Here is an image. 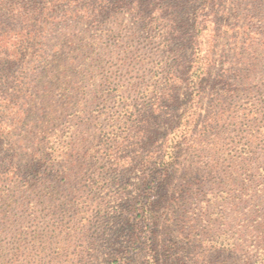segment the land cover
I'll use <instances>...</instances> for the list:
<instances>
[{"label":"rangeland","instance_id":"1","mask_svg":"<svg viewBox=\"0 0 264 264\" xmlns=\"http://www.w3.org/2000/svg\"><path fill=\"white\" fill-rule=\"evenodd\" d=\"M251 3L253 0L222 1L224 36L217 44L213 78L204 83L199 98L186 85L178 89L179 105L167 110L169 122L158 134L150 126L144 130L149 131L155 146H142L136 138L120 152L126 161H135L124 168L119 183L106 173L112 165L103 158L96 161L94 155L102 146L104 129L113 123L111 113L124 115L119 91L134 104L144 99L150 103L148 90H134L129 85L144 73L139 70V57L148 60L147 67L140 69H148L155 60L157 44L142 30L122 32L119 40L110 36L95 50L84 49L90 56L85 83L88 95L80 96L73 107L56 91L48 103L55 108L57 121L44 132L39 128V112L26 124L15 123L10 113L13 104L0 100V176L4 183L0 188V264H111L114 251L129 246L131 223L126 201L120 200L124 191L144 205L149 201L156 205L158 225L153 242L158 244L159 264H264V66L258 64L251 75L247 65L236 73L230 71L234 65H224L220 56L235 44L236 38L225 33L228 28L240 22L247 28V5ZM262 16L264 19V13ZM115 28L118 31L120 23ZM221 74L226 80H221ZM123 84L130 88L123 89ZM198 100L202 114L192 127L190 141L179 147L165 189L159 190L153 183L158 167L151 171L149 152L159 150L180 115ZM37 104L40 108L43 103L39 100ZM118 127L115 130L120 133L125 130ZM31 131L39 139L50 132L54 138L60 136L66 150H73L72 162H80L79 167L72 165L66 186L52 177L51 167H40L44 176L35 192L33 210L29 209L32 199H28L33 195L20 197L18 190L22 182L36 185L39 165L25 149H19L13 161L9 156L13 147L29 146L32 155L37 151L39 139L27 138ZM67 162L70 157L65 159L66 166ZM12 163L25 173L14 177ZM102 171L105 176L99 181ZM47 185L50 189L45 198ZM131 253L134 264L145 261L144 253Z\"/></svg>","mask_w":264,"mask_h":264},{"label":"trees","instance_id":"2","mask_svg":"<svg viewBox=\"0 0 264 264\" xmlns=\"http://www.w3.org/2000/svg\"><path fill=\"white\" fill-rule=\"evenodd\" d=\"M222 1L0 0V100L13 104L10 113L15 123L26 124L36 111L39 112V128L44 132L57 121L55 108L48 103L54 99L56 91H59L60 98L65 99L67 105L73 104V107L80 96L88 95L85 83L89 76L86 68L89 66L90 56H87L88 51L84 49L95 50L103 46L102 41L110 36L119 40L122 32L135 34L137 28L138 31L142 30L156 41H153V44H157L156 55H153L155 60L148 69H140L147 67L145 62L148 60L139 57V70L144 73L129 85L134 86V90L138 87L143 92L148 90L150 103L144 99L134 104L119 91L123 100L120 107L124 109V115L111 113L109 119L113 123L107 130L104 129L102 146L94 155L96 161L103 158L108 165H112L110 172L106 173L112 176L111 180L119 183L124 168L132 166L135 161L133 158L126 161L120 152L124 153V148H128L129 143L134 144L136 138L142 146L150 143L155 146L156 142H152L148 136L149 131L146 133L144 130L150 126L158 134V129L169 122L167 110L179 105L178 89L186 85L199 98L202 96L204 83L213 78L217 44L219 38L224 36L225 24L221 22ZM263 2L264 0H253V3L247 5V28L245 22H240L225 32L236 38L235 44H231L228 50H223L220 54L224 65H234L230 71L240 72L243 70L241 67L247 65V74L251 75L258 64L263 63L264 66ZM118 23L120 28L117 31L115 25ZM245 29L247 33L242 34ZM166 46L168 51L165 50ZM70 50L77 54H72ZM220 77L222 81L226 80L224 74ZM122 88L130 87L123 84ZM80 90L83 92L75 95ZM39 100L43 103L40 108L37 104ZM125 100H129L128 105L124 104ZM248 103L255 108L252 100ZM201 114L202 105L198 100L180 115L171 132L167 133L158 146V154L149 152L147 161L151 165V171L158 167L155 170L157 177L153 180V183L156 182L155 188L165 189L164 184L171 176L169 169L178 157L179 147L190 141L192 127ZM117 125L118 128L124 126L125 130L121 133L116 131ZM33 134L31 131L27 138L37 139ZM53 135L50 132L38 138L36 143L38 142L39 148L33 155L29 153L32 151L29 146L13 147L9 152L13 161L19 155L18 150L25 149L27 156L35 158L33 163L39 165L35 174L36 185L22 182L21 189L18 190L20 197L33 195L28 196V199H32L29 201L31 210L36 207L35 192L42 180L40 167H51L52 177L66 186L72 165H80L77 160L72 162V148L66 150L60 136L54 138ZM68 157L70 162L66 166L65 159ZM94 165L97 166V163ZM12 167L14 177L25 173V170L16 167L14 163ZM104 173L102 171L99 174V181L103 180ZM1 177L0 188L4 185ZM157 179L160 181L157 182ZM44 188L47 191L43 194L46 198L50 186ZM122 195L120 200L126 201V213L131 223L127 239L129 246H121L115 250L110 258L113 260L111 264H134L135 255H129L130 250L144 253L145 261L142 264H159L158 244L154 246L153 242L157 237L154 234L158 225L155 203L149 201L144 205L139 199L129 198L126 191ZM101 205L97 204L98 207ZM31 214L34 215L35 212Z\"/></svg>","mask_w":264,"mask_h":264}]
</instances>
